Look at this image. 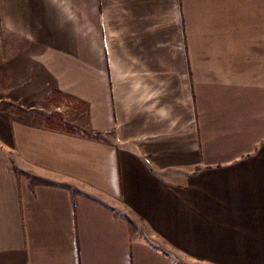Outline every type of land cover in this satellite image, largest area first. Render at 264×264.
Wrapping results in <instances>:
<instances>
[{"label":"crops","instance_id":"crops-1","mask_svg":"<svg viewBox=\"0 0 264 264\" xmlns=\"http://www.w3.org/2000/svg\"><path fill=\"white\" fill-rule=\"evenodd\" d=\"M0 33V264H264V0H0Z\"/></svg>","mask_w":264,"mask_h":264},{"label":"rangeland","instance_id":"rangeland-1","mask_svg":"<svg viewBox=\"0 0 264 264\" xmlns=\"http://www.w3.org/2000/svg\"><path fill=\"white\" fill-rule=\"evenodd\" d=\"M2 33V32H1ZM0 33V67H3L4 63H14L18 60L19 54L16 53L14 50H10L5 52V47L8 45L12 46V48H16L18 46H23V43L17 42L15 39H6L3 37V35ZM2 47V48H1ZM10 67H8V72L10 70L15 71L14 69L9 70ZM11 73V72H10ZM5 71L0 68V76L2 79V85L5 87V83L7 81V77H5ZM16 79V78H15ZM6 80V81H5ZM9 82V78H8ZM7 91L2 92V94H7L9 97H15V86L12 85V87L8 86L6 87ZM4 91V90H3ZM44 92H41L39 95V100L36 102V105L39 107V112L41 113L42 120L45 121L46 124L51 126L59 125H70L72 128H80L81 123H85V119L83 118V111L79 109H75V104L68 103V101L63 102L62 105H52L55 103V101H58V99L48 98L44 99ZM54 100V101H53ZM78 106V105H76ZM78 108V107H77ZM51 116V118L46 119L45 117ZM58 116V117H56ZM56 122V123H55ZM61 123V124H60Z\"/></svg>","mask_w":264,"mask_h":264},{"label":"trees","instance_id":"trees-1","mask_svg":"<svg viewBox=\"0 0 264 264\" xmlns=\"http://www.w3.org/2000/svg\"><path fill=\"white\" fill-rule=\"evenodd\" d=\"M46 119H49V118H51V116H47V117H45ZM56 123V122H55ZM61 124V123H60ZM57 127H59V128H62V129H64V130H67V131H69V132H76L75 131V129H73L70 125H67V124H65V125H59V124H57L56 125Z\"/></svg>","mask_w":264,"mask_h":264}]
</instances>
